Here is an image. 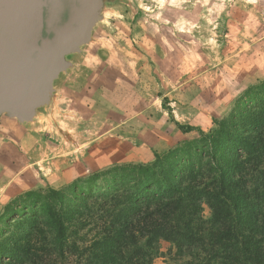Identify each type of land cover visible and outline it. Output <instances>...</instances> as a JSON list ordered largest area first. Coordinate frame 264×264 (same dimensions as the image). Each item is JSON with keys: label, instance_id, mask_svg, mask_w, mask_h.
<instances>
[{"label": "rangeland", "instance_id": "obj_1", "mask_svg": "<svg viewBox=\"0 0 264 264\" xmlns=\"http://www.w3.org/2000/svg\"><path fill=\"white\" fill-rule=\"evenodd\" d=\"M85 4L88 29L28 114L0 112V214L27 190L152 161L182 141L167 147L177 122L209 130L264 79V0ZM151 254L153 264L188 260L166 241Z\"/></svg>", "mask_w": 264, "mask_h": 264}, {"label": "trees", "instance_id": "obj_2", "mask_svg": "<svg viewBox=\"0 0 264 264\" xmlns=\"http://www.w3.org/2000/svg\"><path fill=\"white\" fill-rule=\"evenodd\" d=\"M149 162L30 189L0 214V264H264V79L230 111Z\"/></svg>", "mask_w": 264, "mask_h": 264}, {"label": "water", "instance_id": "obj_3", "mask_svg": "<svg viewBox=\"0 0 264 264\" xmlns=\"http://www.w3.org/2000/svg\"><path fill=\"white\" fill-rule=\"evenodd\" d=\"M89 20L85 0H0V112L29 111Z\"/></svg>", "mask_w": 264, "mask_h": 264}, {"label": "crops", "instance_id": "obj_4", "mask_svg": "<svg viewBox=\"0 0 264 264\" xmlns=\"http://www.w3.org/2000/svg\"><path fill=\"white\" fill-rule=\"evenodd\" d=\"M175 135H177L176 140L167 144V147L172 146L174 143H177L180 140L189 139L193 136L192 133L183 132L181 129H178L177 132L175 133ZM147 156H148L147 160L149 161V160L153 159L154 154L151 152Z\"/></svg>", "mask_w": 264, "mask_h": 264}, {"label": "bare ground", "instance_id": "obj_5", "mask_svg": "<svg viewBox=\"0 0 264 264\" xmlns=\"http://www.w3.org/2000/svg\"><path fill=\"white\" fill-rule=\"evenodd\" d=\"M88 23L90 24L89 21H88ZM88 23H87V26H88ZM88 27H87V29H88ZM25 110H27V108L26 107H23L21 110H19L18 112H16V114L17 115L19 114L18 116H20V117H25L28 114V113L26 114V111Z\"/></svg>", "mask_w": 264, "mask_h": 264}]
</instances>
